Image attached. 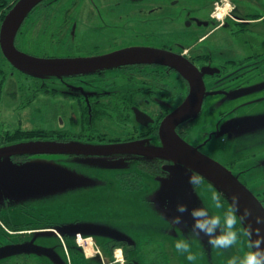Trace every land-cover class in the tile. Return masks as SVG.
Wrapping results in <instances>:
<instances>
[{
	"label": "flooded vegetation",
	"instance_id": "af4514ba",
	"mask_svg": "<svg viewBox=\"0 0 264 264\" xmlns=\"http://www.w3.org/2000/svg\"><path fill=\"white\" fill-rule=\"evenodd\" d=\"M18 1L0 0V31ZM14 49L39 59H101L123 51L138 58L76 74L38 75L14 66L0 44V116L2 103L10 99L14 112L32 108L45 123V128L27 127L20 119L10 131L0 117V138L14 132V140L0 139V149L29 142L162 149L161 124L191 91L183 69L199 77L203 94L199 111L175 126L176 136L223 165L251 192L243 181L249 175L264 179V0H43L20 24ZM158 52L174 56L177 67L167 65ZM52 95L59 100L52 102ZM200 121L202 139H191V127ZM225 143L237 151L248 145L254 149L240 159L232 151L223 162L206 152L225 155L214 147ZM32 155L9 160L24 162ZM99 158L128 169L118 175L126 189L138 187L144 174H168L163 168L172 164L137 150ZM243 159L248 161L240 164ZM4 204L0 247L30 242L36 229L15 233L14 209ZM61 228L66 229L59 238L63 250L73 242L75 228ZM81 243L90 250L93 242ZM51 249L59 255L58 247ZM24 257L4 258L0 264Z\"/></svg>",
	"mask_w": 264,
	"mask_h": 264
},
{
	"label": "rangeland",
	"instance_id": "374dc122",
	"mask_svg": "<svg viewBox=\"0 0 264 264\" xmlns=\"http://www.w3.org/2000/svg\"><path fill=\"white\" fill-rule=\"evenodd\" d=\"M51 97L54 98L52 102L59 100L58 95ZM40 98L42 100V95ZM13 101L7 99L2 103L0 117L9 126L5 130H14V123L20 119L23 126L38 124L45 128V123L38 117L40 115L35 114L32 108L30 111L14 112ZM202 124L203 121H200L191 127L194 131L198 129L196 133H189L191 139L200 135ZM11 146L14 144L4 145L3 149ZM214 147L225 151V155L205 151L221 162L232 151L233 157L240 159L254 149L248 145L237 151V146H234V150L228 143ZM247 161L240 160V164ZM118 168H121L120 165L90 156L36 153L19 163H13L9 156H5L0 161V203L14 209L15 233L38 229V225L46 223H52L56 228L68 226L87 230L83 235L92 237L91 242L94 241L101 253L99 257L86 255L85 258L70 251V256H66L56 235H44L36 239V244L42 247H58V253L65 264H126L127 261V264H193L175 248V239L181 233H191L193 224L189 213H179L177 205L185 204L189 209L204 205L213 214L222 215L231 206L230 199L212 183L197 175L192 178L199 182L191 183L190 177L169 173L163 176L144 174L138 187L126 189L118 175L128 169ZM11 175L14 183H4ZM243 182L256 196L259 195L258 198L264 204V179L249 175ZM213 191H219L226 198L225 209L212 207ZM177 215L182 216V223L171 224L170 221ZM237 215L240 217L239 212ZM240 220L239 228L246 232L247 227L241 217ZM117 243L121 244L123 251L120 253L117 251L120 248H114L113 257L110 247ZM246 250L247 236L224 250L210 245L203 233L192 244V251L198 256L194 264H226L229 256L242 255ZM87 251L91 253V249ZM116 254L119 262H114ZM14 264L53 263L46 257L27 256L23 260L14 259Z\"/></svg>",
	"mask_w": 264,
	"mask_h": 264
},
{
	"label": "water",
	"instance_id": "95a60500",
	"mask_svg": "<svg viewBox=\"0 0 264 264\" xmlns=\"http://www.w3.org/2000/svg\"><path fill=\"white\" fill-rule=\"evenodd\" d=\"M41 1L43 0H19L8 12L2 23L0 31V44L2 50L10 62L18 69L38 75H66L99 69L105 65L122 64L131 60V58H138L130 51L113 53L101 59H39L17 52L14 49V37L16 32L29 11ZM158 53L160 58H162L167 65H177V60L174 56L167 57L165 53ZM181 71L185 78L189 80L191 91L183 104L162 122L160 127V135L163 142L162 149L149 147L134 148L128 146L92 147L67 143L29 142L0 149V157L23 153H63L99 157L137 150V153L140 155L163 158L171 161L172 164L165 166L163 169L173 176L194 177L196 176L195 174H198L212 183L220 192L224 193L230 201L233 195L238 196L237 211L247 227L246 230L251 229L254 238L257 230L260 235H264V223H256L257 217H264V206L262 203L227 168L212 158L202 154L196 148L188 145L174 133L175 126L199 111L203 94L202 82L199 77H193L188 70L181 69ZM8 183H14L13 176L8 178ZM245 211H247V215H244ZM64 230L66 229L57 228L52 230H41L35 233L30 242L0 247V260L16 255H36L47 257L51 259L54 264H64L53 249L34 244L39 236L56 234L63 236ZM87 232V230L75 229L72 231V234Z\"/></svg>",
	"mask_w": 264,
	"mask_h": 264
},
{
	"label": "clouds",
	"instance_id": "9594fccd",
	"mask_svg": "<svg viewBox=\"0 0 264 264\" xmlns=\"http://www.w3.org/2000/svg\"><path fill=\"white\" fill-rule=\"evenodd\" d=\"M198 176V174H197ZM202 179V178H201ZM191 183H198L199 180L190 177ZM212 207L217 210L225 209L226 198L219 191L211 194ZM239 197L232 196L231 206L223 211V214H213L209 207L200 205L189 209L185 204H178L179 213L188 212L193 219L192 232L188 235L181 233L175 239V248L185 255L189 262H196L197 253L192 251L193 242L198 241L200 233H203L210 245L224 250L238 244L244 236H247V250L242 255L233 254L227 258L226 264H264V235H260L257 230L255 238L251 229L242 232L239 228L241 223L237 215ZM245 211L244 215H247ZM171 224L179 225L182 223V216H174ZM257 224L264 223V217L256 218Z\"/></svg>",
	"mask_w": 264,
	"mask_h": 264
},
{
	"label": "trees",
	"instance_id": "16d2710c",
	"mask_svg": "<svg viewBox=\"0 0 264 264\" xmlns=\"http://www.w3.org/2000/svg\"><path fill=\"white\" fill-rule=\"evenodd\" d=\"M0 139L4 142H10V141L14 140V132L13 133L9 132L5 135L4 139H2V138H0ZM52 225L53 224H49V225L41 227V228H52L53 227ZM14 229L16 230L17 228H14ZM67 248H68V251H70V253H79L80 252V250L76 246V243L74 242V240L71 244H67ZM114 248H121V244L120 243L114 244L112 246L111 250H113Z\"/></svg>",
	"mask_w": 264,
	"mask_h": 264
},
{
	"label": "built area",
	"instance_id": "2783aa9c",
	"mask_svg": "<svg viewBox=\"0 0 264 264\" xmlns=\"http://www.w3.org/2000/svg\"><path fill=\"white\" fill-rule=\"evenodd\" d=\"M81 240H83V239H81V238L78 236V243H79L80 245H82L83 247H85V245H83V244L81 243Z\"/></svg>",
	"mask_w": 264,
	"mask_h": 264
},
{
	"label": "bare ground",
	"instance_id": "6f19581e",
	"mask_svg": "<svg viewBox=\"0 0 264 264\" xmlns=\"http://www.w3.org/2000/svg\"><path fill=\"white\" fill-rule=\"evenodd\" d=\"M87 246V245H86Z\"/></svg>",
	"mask_w": 264,
	"mask_h": 264
}]
</instances>
